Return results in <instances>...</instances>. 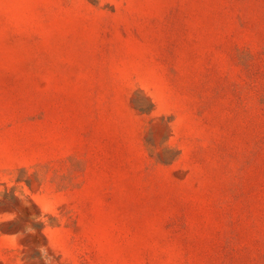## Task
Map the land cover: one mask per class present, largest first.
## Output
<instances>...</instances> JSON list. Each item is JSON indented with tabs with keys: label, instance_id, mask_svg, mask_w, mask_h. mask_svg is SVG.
<instances>
[{
	"label": "rangeland",
	"instance_id": "1",
	"mask_svg": "<svg viewBox=\"0 0 264 264\" xmlns=\"http://www.w3.org/2000/svg\"><path fill=\"white\" fill-rule=\"evenodd\" d=\"M0 264H264V0H0Z\"/></svg>",
	"mask_w": 264,
	"mask_h": 264
}]
</instances>
